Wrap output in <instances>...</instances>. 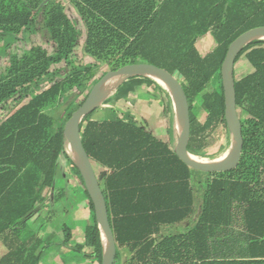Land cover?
Listing matches in <instances>:
<instances>
[{"label": "trees", "instance_id": "trees-1", "mask_svg": "<svg viewBox=\"0 0 264 264\" xmlns=\"http://www.w3.org/2000/svg\"><path fill=\"white\" fill-rule=\"evenodd\" d=\"M53 1L0 0V57L6 59L0 72V107L22 92L26 97L36 82H52L0 121V241L7 249L0 264H39L46 246L36 253L42 241H23L13 227L44 201L43 194L54 188L58 177L65 186L55 202L63 197L69 180L64 179L61 162L71 169L70 179L84 186L64 127L55 128V119H69L68 107L60 100L92 77L93 66L83 65L55 81L50 66L73 54L79 32L63 5ZM69 2L83 24L82 53L96 66L113 61L110 68L116 70L147 63L180 83L189 108L187 151L205 149L208 136L221 124L230 134L220 68L231 42L247 30L264 26V0ZM39 25L53 41L54 51L48 54L40 46H31L21 55L14 53L13 46L29 31L39 30ZM206 34L215 47L201 55L196 41ZM260 44L264 40L242 48L248 49L245 58L252 71L233 78L236 108L248 116L241 122L238 164L226 172L209 173L201 193L197 179L191 185L194 169L174 152L173 125L170 133L175 139L169 147L130 113H112L102 122L89 120L93 110L84 116L79 125L82 146L92 164L104 170L98 183L116 246L113 264H264V201L255 200L250 187L260 167L264 168V47ZM209 83L213 91L201 96L206 118L198 123L192 101ZM84 194L89 200L86 189ZM199 194L202 199L190 228L162 231L191 216ZM89 209L93 224L85 230V244L92 252L83 256L101 264L100 232L90 200ZM241 210L248 233L244 248L239 246L240 234L234 236L230 228ZM62 233L66 244L72 237L66 223Z\"/></svg>", "mask_w": 264, "mask_h": 264}, {"label": "rangeland", "instance_id": "rangeland-1", "mask_svg": "<svg viewBox=\"0 0 264 264\" xmlns=\"http://www.w3.org/2000/svg\"><path fill=\"white\" fill-rule=\"evenodd\" d=\"M54 2H60L63 5L67 16L72 20L76 30L79 32V39L77 41V46L74 49L73 54L62 63L50 66V72L55 75V81H59L70 72H72L73 70H77L83 65L93 66L92 77L88 81H86L82 87L73 89L69 93L65 94L60 100L61 103L66 104L68 107L66 115H71L85 100L92 86L104 74H106L108 71H111L110 65L113 61H110V63L108 64L106 63L101 66H96L95 62L92 59L85 57L82 53L84 29L75 10L70 6L68 0H54L52 3ZM52 3H50L49 6H51ZM40 28L41 26L39 25V30H31L28 34L23 35L18 45L13 46L12 51L18 55H21L31 46H40L44 50H46L48 54H51L54 51V43L48 38L44 31H41ZM258 46L264 47V44H260ZM196 47L201 55H205L215 47V42L209 34H206L196 41ZM247 51V48L243 49L240 53L237 54L238 57L236 56L237 59H235L234 61V65L232 68V78L236 80L244 77L252 71L251 66L245 58V52ZM5 63L6 59L0 57L1 73L4 71ZM51 84V81L36 82L33 84L30 92L28 93V95H26V97L22 92L14 100H10L7 104L1 106L0 121L10 115L21 104L25 103L29 97L35 96ZM213 88L214 86L212 84H207L204 91L192 101V113L194 114L198 123H203L206 118V111L203 107L201 96L205 93H211L213 91ZM125 112H135L142 124H144L146 127H149L150 123L152 125L154 124L161 129V132L164 135L170 133L172 125L174 129L176 128V132H178V118L172 97L168 89L157 82L154 78L147 76H133L121 80L109 96L101 99L97 107L93 109L91 115L89 116V120L102 122L112 113L119 115ZM237 115L241 122H245L248 117L244 110L239 107L237 108ZM64 125V120H61L58 117L55 119V128L64 127ZM208 140V146L202 151L194 152L188 150V153L204 162L224 160L230 155L233 145L232 138L230 134L225 131L223 124L219 125L215 130L211 132V134L208 136ZM70 154L72 155V151L70 152ZM60 167L66 179L70 182L67 186V194H80L77 193L78 191L75 188L76 184L70 179V177L72 176L71 169L63 162H61ZM93 167L95 174L98 177L100 175L101 169L96 164H93ZM193 172L195 174H198L199 176L196 177V179L201 184L199 191L201 193L202 190H204L205 183L209 178V173H204L196 170H194ZM57 192V189L52 191L46 190L45 194H56ZM201 199L202 194H199V203L201 202ZM72 202L74 205L80 206L79 197L75 196L72 199ZM89 219L92 220V217H90ZM194 221L195 219H191V217H189V221L184 230H166L165 232H184L185 230L190 228ZM65 223L70 227L72 226L71 219L67 218ZM93 264L98 263L94 261Z\"/></svg>", "mask_w": 264, "mask_h": 264}, {"label": "water", "instance_id": "water-1", "mask_svg": "<svg viewBox=\"0 0 264 264\" xmlns=\"http://www.w3.org/2000/svg\"><path fill=\"white\" fill-rule=\"evenodd\" d=\"M262 39H264V26L252 28L239 35L228 46L220 68L224 101V118L233 143L230 155L224 160L203 162L190 157V154L187 151L190 136L189 108L182 87L180 83L165 70L147 63L136 62L122 66L116 70L108 71L92 86L85 100L65 122L63 132L72 151L77 155L78 162L75 161L72 155L71 158L82 176L84 187L87 191L89 200L93 205L95 220L100 232V241L102 245L101 264H113L116 254V246L107 217L105 201L98 183V179H100L101 176H96L93 164L82 146L79 134V125L82 119L88 112L95 109L101 101V98L98 95L100 87L108 79L113 77L120 78L121 81L133 76H147L164 82L172 97L178 121H180V129L177 133L174 151L177 157L190 168L200 172H226L235 168L238 164L243 145L241 124L235 104L232 68L237 54L244 46L254 40Z\"/></svg>", "mask_w": 264, "mask_h": 264}, {"label": "crops", "instance_id": "crops-1", "mask_svg": "<svg viewBox=\"0 0 264 264\" xmlns=\"http://www.w3.org/2000/svg\"><path fill=\"white\" fill-rule=\"evenodd\" d=\"M70 6L74 9L72 4H70ZM79 20L81 21L80 18ZM125 113H130L131 115H133L135 121L138 124H142V122L138 119L135 112H125ZM121 115L122 114H119L118 116ZM146 130L149 133H151L153 137L166 143L169 147L173 146V142L175 139V136L173 134L167 133L166 135H164L158 126L154 124L152 125L151 123L149 127L148 126L146 127ZM177 133L178 132H176V135ZM100 169H101L100 173H102L104 170L102 167H100ZM196 177H199L198 174H192L191 185L192 183H194L195 181L194 179H196ZM64 179H66L65 175H64ZM56 181L57 182L54 188L51 189V191L56 189L59 191L60 188L65 186L63 179H60V177H58ZM75 188L78 191L77 193L80 194H67V187H66L65 194H63L62 195L63 197L57 202H55V197L59 195L57 194L58 192L56 194L44 193L43 194L44 201L42 203L37 204L33 212L28 217L20 220L13 227V229L19 231V237L23 241H26L30 238L33 239L36 238L42 241V245L38 246L36 253L40 250V248L46 246V249L43 251L42 256L40 257L39 264H93L94 263V260H89L83 256V254H89L92 252V248L85 244V230L87 227H90L93 224L92 223L93 220L89 219L91 217L90 209H89V200L84 194V190H85L84 186L75 185ZM75 196L80 198V202H79L80 206H76L73 204L72 199ZM197 209H198V196L195 198L194 212L192 213L191 216H189L191 217V219H196L198 214ZM189 217L176 225L163 227L162 231L184 230L189 221ZM67 218L71 219L72 221V226L70 227L72 237L68 243L63 244L62 225L66 222ZM230 228L231 230H233L234 236H236V233L240 234L239 246L241 248H244L246 246V241L244 236L245 234L248 233L245 232V222H244L242 210L240 211L239 216L236 218V221ZM77 247H81L80 252L76 250ZM6 253H7V249L0 241V259H2L6 255Z\"/></svg>", "mask_w": 264, "mask_h": 264}, {"label": "bare ground", "instance_id": "bare-ground-1", "mask_svg": "<svg viewBox=\"0 0 264 264\" xmlns=\"http://www.w3.org/2000/svg\"><path fill=\"white\" fill-rule=\"evenodd\" d=\"M157 82H159L161 85L165 86V83L162 82L161 80L159 79H155ZM120 82V78H117V77H113V78H110L108 79L99 89V97L101 99L105 98L106 96H109L113 91L114 89L116 88V86L119 84ZM177 129L179 131L180 129V121H178V125H177ZM72 156L73 158L75 159L76 162H78V158H77V155L72 151ZM190 157L192 159H195V160H198V161H201L199 159H197L196 157L190 155ZM212 160V159H211ZM210 161V160H209ZM217 161H220V160H217ZM204 162V161H203Z\"/></svg>", "mask_w": 264, "mask_h": 264}, {"label": "built area", "instance_id": "built-area-1", "mask_svg": "<svg viewBox=\"0 0 264 264\" xmlns=\"http://www.w3.org/2000/svg\"><path fill=\"white\" fill-rule=\"evenodd\" d=\"M259 171V176L254 180L250 181V187L253 191V198L255 200L264 201V168L260 167Z\"/></svg>", "mask_w": 264, "mask_h": 264}, {"label": "flooded vegetation", "instance_id": "flooded-vegetation-1", "mask_svg": "<svg viewBox=\"0 0 264 264\" xmlns=\"http://www.w3.org/2000/svg\"><path fill=\"white\" fill-rule=\"evenodd\" d=\"M240 124H241V121H240Z\"/></svg>", "mask_w": 264, "mask_h": 264}]
</instances>
